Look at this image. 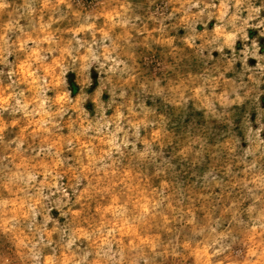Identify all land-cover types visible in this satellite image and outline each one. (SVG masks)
Segmentation results:
<instances>
[{
	"label": "rangeland",
	"instance_id": "374dc122",
	"mask_svg": "<svg viewBox=\"0 0 264 264\" xmlns=\"http://www.w3.org/2000/svg\"><path fill=\"white\" fill-rule=\"evenodd\" d=\"M0 264H264V0H0Z\"/></svg>",
	"mask_w": 264,
	"mask_h": 264
}]
</instances>
